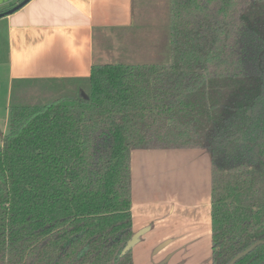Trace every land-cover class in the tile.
Segmentation results:
<instances>
[{"label":"trees","instance_id":"1","mask_svg":"<svg viewBox=\"0 0 264 264\" xmlns=\"http://www.w3.org/2000/svg\"><path fill=\"white\" fill-rule=\"evenodd\" d=\"M168 22L166 62L94 64L87 97L10 102L0 264H133L130 153L154 148L209 152L212 264L251 246L232 264H264V0H169Z\"/></svg>","mask_w":264,"mask_h":264},{"label":"crops","instance_id":"2","mask_svg":"<svg viewBox=\"0 0 264 264\" xmlns=\"http://www.w3.org/2000/svg\"><path fill=\"white\" fill-rule=\"evenodd\" d=\"M12 1L0 0V12ZM167 2L29 0L0 16V88L5 84L7 99L0 144L14 82H84L94 64L156 60L162 37L153 30ZM130 181L132 231L141 232L132 263L212 264L209 152L134 149Z\"/></svg>","mask_w":264,"mask_h":264},{"label":"rangeland","instance_id":"3","mask_svg":"<svg viewBox=\"0 0 264 264\" xmlns=\"http://www.w3.org/2000/svg\"><path fill=\"white\" fill-rule=\"evenodd\" d=\"M15 1H12L11 4ZM165 5L162 6L161 12L158 14V19L156 21V28L153 30L156 35L161 34L162 43L159 47L158 52L161 50L162 54L157 56V59L153 62H166L169 58V22H168V8L169 0L167 2V12ZM152 31V32H153ZM167 32V39L164 35ZM154 35V36H156ZM149 61H138L131 60L127 63L137 64L146 63ZM3 73V72H2ZM4 74H2L3 76ZM5 84H2L0 88V129H2L3 120L6 114L7 99L4 90ZM10 102H21L28 104L45 103L51 101L58 97H63L73 93H77L80 97H87V84L82 81H76L71 79L62 80H52V81H24V82H14L10 90ZM204 149V148H202ZM206 150V149H205ZM207 151V150H206Z\"/></svg>","mask_w":264,"mask_h":264},{"label":"water","instance_id":"4","mask_svg":"<svg viewBox=\"0 0 264 264\" xmlns=\"http://www.w3.org/2000/svg\"><path fill=\"white\" fill-rule=\"evenodd\" d=\"M29 0H20L19 2H17L16 4H14V6H12L10 9L4 11V12H0V16H3L5 14H9L15 10H17L18 8L22 7L24 4H26ZM141 232H136L132 235V237L126 242L124 248L121 251V254L126 253L127 251H129L138 241L139 236H140ZM252 247V246H251ZM246 249L244 252H242L241 254H238L235 258L232 259V261L229 264H232L238 257H240L243 253L247 252L249 249Z\"/></svg>","mask_w":264,"mask_h":264},{"label":"built area","instance_id":"5","mask_svg":"<svg viewBox=\"0 0 264 264\" xmlns=\"http://www.w3.org/2000/svg\"><path fill=\"white\" fill-rule=\"evenodd\" d=\"M13 1H15V0H13Z\"/></svg>","mask_w":264,"mask_h":264}]
</instances>
